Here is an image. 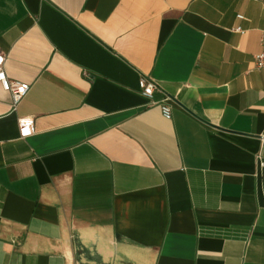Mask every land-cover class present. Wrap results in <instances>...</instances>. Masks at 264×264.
<instances>
[{
  "label": "crops",
  "instance_id": "1",
  "mask_svg": "<svg viewBox=\"0 0 264 264\" xmlns=\"http://www.w3.org/2000/svg\"><path fill=\"white\" fill-rule=\"evenodd\" d=\"M263 40L264 0H0V264H264Z\"/></svg>",
  "mask_w": 264,
  "mask_h": 264
},
{
  "label": "built area",
  "instance_id": "2",
  "mask_svg": "<svg viewBox=\"0 0 264 264\" xmlns=\"http://www.w3.org/2000/svg\"><path fill=\"white\" fill-rule=\"evenodd\" d=\"M243 17V16H239ZM236 30L242 31L241 27ZM5 57L0 52V86L5 91L10 92L12 98V106L16 107V105L22 100V98L28 93L30 84L25 81L12 80L8 77L5 67H4ZM255 66L257 68H264V40L262 41V50L255 55ZM142 93L146 96H152L153 93L159 89V85L155 83L151 79L142 78L140 82ZM171 97H166L165 102L162 103L161 109L162 113L165 117H171V107L168 100ZM19 127L22 135H28L34 131V119L30 117H23L18 120ZM262 166H264V161L262 162Z\"/></svg>",
  "mask_w": 264,
  "mask_h": 264
}]
</instances>
